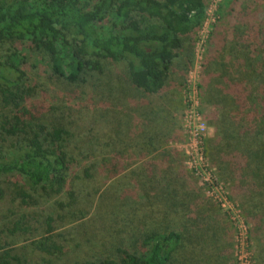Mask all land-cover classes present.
I'll return each instance as SVG.
<instances>
[{"label":"trees","instance_id":"1","mask_svg":"<svg viewBox=\"0 0 264 264\" xmlns=\"http://www.w3.org/2000/svg\"><path fill=\"white\" fill-rule=\"evenodd\" d=\"M223 2L222 7H233V0ZM206 16V0H0V199L9 194L33 203L24 185L2 186L13 175L45 196L67 194L59 208H69L74 223L90 209L76 201L70 181L94 180L95 194L106 188V200L102 192L97 204L111 222L100 236L107 252L94 251L76 264H234L224 225L185 180V156L165 148L180 139L172 107L145 103L140 117L146 123L129 135L118 124L116 108H109L114 96L109 92L103 101L110 127L101 143L102 160L78 172V155L69 148L73 130L64 124V114L54 120L48 114L54 107L36 100L42 82L30 73L38 68L35 57L47 64L51 77L83 86L87 75L106 72L107 61H124L129 80L147 97L175 96L194 65V37ZM214 26L208 48L215 57L205 64L200 84L202 100L218 112L206 155L241 202L252 223L257 264H264V92L249 88L255 79L264 86V78L256 74L258 54L239 49L250 53L243 61L234 45L218 47L223 34ZM238 59L244 70L236 66ZM112 146L120 150L108 149ZM141 162L150 168H133ZM131 167L150 202L147 210L138 198L128 207L126 188L113 189V180ZM46 219V230L35 238L22 235L29 241L22 246L14 236L33 235L25 216L0 228V264H30L28 256H37L39 264L56 259L68 264L65 232L55 234L61 224L55 227L52 215Z\"/></svg>","mask_w":264,"mask_h":264},{"label":"rangeland","instance_id":"2","mask_svg":"<svg viewBox=\"0 0 264 264\" xmlns=\"http://www.w3.org/2000/svg\"><path fill=\"white\" fill-rule=\"evenodd\" d=\"M223 1L224 0L219 3L217 8V2H213V5H211L212 1L206 0L209 8L207 19H209L206 24L204 23L202 25L194 37L195 44L193 49L195 52H197V49L199 48V51L198 54H195L193 62L195 67L197 65L201 72L200 81L202 82V72L204 70L205 64L208 62V59L210 57H215L214 52L212 54L210 53L208 41L206 43L205 49L202 50V46L199 47V44L201 43L200 40L201 38L203 40V37L207 36V34L211 32L212 28H215V24L220 27V30L223 34L221 41H219L220 43L217 41L218 47L221 48L222 46H225L229 50L234 45L237 50L236 53L239 54L238 58H241L243 61V57L250 53L242 52H248V50L251 49L252 53H257V63H260V67L258 68L256 74H260L264 78V0H233V7H229L226 4L222 7V3H224ZM214 14H217V17H214ZM214 18L215 22H213ZM18 45L24 46L22 42H19ZM239 49H242L243 51L240 52ZM33 61H35V64L38 68L31 67L30 73L33 75V78L36 77L39 79V82H42V86L38 88L40 93L36 100L45 103L47 109L50 106L54 107V111L48 112L49 116L54 120H59L61 116H63L62 114H64V121H66L64 124L70 129L72 128L74 133V136L71 138V143H69V148L71 152H75L78 155L80 163L78 165V168H80L78 172L87 165L89 166L92 162H101L102 150L104 151L106 149V147L101 146V143L107 138V130H109L110 127L108 126L109 123H107V120L103 117V110H106L104 108L106 105L103 103V101H105L104 96L106 97L109 92H112L115 96L111 97L113 99L110 98L111 103L109 108H112V105L113 108H116L118 111V124H120L123 130L128 132L129 135H133L134 132L137 133V130L146 123L145 120L140 117V111H142L140 107L145 104V100L147 99L149 101H155L159 98L157 94L147 97L141 89H138L131 83L127 73L128 62L123 61L117 63L107 61V69L105 73H91L87 75V84L83 86H75L63 83V81L57 77H51L45 62L37 60L35 57ZM236 66L240 70L245 69L241 67L242 61L240 59H238L236 62ZM190 73L187 74L185 83L179 92V99L177 94L176 98L173 100L171 108L174 110L173 112H175L174 114L177 118L176 131L178 136L180 135V139L171 140L168 146L165 147L175 149L180 153L181 151L175 146V144L185 139L183 124L184 113L186 109V99L189 89V86L186 87V83L187 80L189 82V78L190 84L192 80H195L194 72H192L191 75ZM254 78H257V76L255 75ZM107 80L112 83L107 85ZM249 88L264 92V86H262L261 82L257 79L252 81ZM199 97V110L207 125L205 131L206 145V140L208 139L209 141V138H214L216 134L215 125L218 112H216L213 106L204 103L202 100L203 96L201 91L199 92ZM91 146H93L92 150H90ZM120 146L123 145L120 144ZM110 148H112V150L114 148L115 152L120 150L118 146L108 147V149ZM87 154H91L93 159H88ZM208 160L211 163L209 158ZM211 165L213 164L211 163ZM97 166L99 167L100 165ZM213 166L216 167L215 165ZM133 168H138L136 169L138 171L144 169L146 170L150 168V165L149 163L143 165L141 162L136 164V166ZM155 169H157V167H155ZM184 169L185 180L196 189L198 188V190L202 193L204 200L210 202L209 204L212 205V209L215 213V216L217 217L216 220L222 222L224 225L223 231L228 232L229 238L233 243L232 251L234 264H238L235 247V236H237V232L231 222V219L229 218V215L226 213L225 209H222L218 203L211 200L207 196V194L204 192V188L199 184L198 178L190 173L185 164ZM215 171L217 177L223 183L225 189L229 191V196L232 197H230V199H234V201L238 203L242 209L241 202L232 195L231 184L222 178L217 167L215 168ZM133 172L134 171L131 167L125 170V172L120 176H117L112 182L113 189L118 191L126 188V201L128 202V207L133 206V199L138 198L143 203V205L146 206L147 210V205L150 206V202L147 201L148 199L146 200L142 196V193L138 188L139 176L135 175ZM145 175L146 174H144V176ZM70 184L72 189L75 191L76 201L79 203V205L84 208L88 207L90 209V212L85 219L76 221L74 223H70L69 221L70 214L68 213L69 211L67 212L69 208H67V210H61V208H59L63 202L68 201L66 196L67 194L45 196L41 191H32L29 189L24 179L9 175L6 177V180L2 186L9 185V187H13L14 185H24L27 191L33 195L34 200H32L33 203L27 205L21 203V199L19 198L17 200H13L12 196L9 194L5 198L0 199V228L13 227V223L10 224V226H7V223L9 221L15 222L19 218H22V216H25L26 223L30 226L28 231H32L31 234L33 235L22 232H19L17 235H15L14 239L17 241L16 246H22L23 244L29 242L25 241L24 236L35 238L34 236H40L41 232L46 230V218L48 215H52L55 218L53 221L55 227H57L58 224H61L62 226L55 228V234L65 232V236L68 240L66 244V250L69 257V259L67 257L68 264H76L93 254L94 251H102L103 253L107 252V249L103 246L104 243L101 241L100 236L105 233V229L110 228L108 224L111 222L100 215V212H102L104 209L100 210V207H98L97 204L98 200L100 199V193L102 194L106 188H103L102 191L95 194L94 190L96 188L95 186L97 185L95 184L94 180L81 182L78 180H73L70 181ZM106 192H104L102 195L105 200ZM60 214H62V218H60ZM242 214L245 218L244 220L252 241L251 246L255 258L254 264H257L256 241L252 237V223L246 217L244 212H242ZM62 220L66 224L63 223ZM28 257L30 259V264H39L37 256H34L33 259L30 256ZM62 262L63 261H59L57 259L55 260V264H62Z\"/></svg>","mask_w":264,"mask_h":264},{"label":"built area","instance_id":"3","mask_svg":"<svg viewBox=\"0 0 264 264\" xmlns=\"http://www.w3.org/2000/svg\"><path fill=\"white\" fill-rule=\"evenodd\" d=\"M211 1V5H213V2H217L218 8L219 3L222 0ZM208 13L209 8L207 4V16L204 22L205 24L209 19H207ZM214 17H217V14H214ZM213 22H215V18L213 19ZM209 35L210 32L207 34V36H202L203 40L202 38L200 40L201 43L199 44V47L202 46V50L206 47ZM198 51L199 48L197 49V52H195V54H198ZM194 67L195 64L189 70V73L194 72L195 80H192L190 84L189 78V82L187 80L186 83V87L189 86V89L188 96L186 99V109L184 113L183 124V132L185 134V139L183 141L177 142L175 146L185 156L184 164L186 168L190 171L192 175L198 178L199 184L204 188V192L207 194V196L211 200L218 203L222 207V209H225L226 213L229 215V218L231 219V222L237 232V236H235V247L238 264H254L255 258L251 246L252 241L250 239L248 228L244 220L245 218L242 214L243 211L240 208L239 204L234 201V199H230L231 196H229V191L225 189L223 183L219 180L216 175V167L211 165L206 155L205 131L207 125L199 110L201 72L197 65L193 70Z\"/></svg>","mask_w":264,"mask_h":264},{"label":"crops","instance_id":"4","mask_svg":"<svg viewBox=\"0 0 264 264\" xmlns=\"http://www.w3.org/2000/svg\"><path fill=\"white\" fill-rule=\"evenodd\" d=\"M177 79V78H176ZM179 79V78H178ZM176 83H177V80H176ZM181 91V87L180 88H178V99H179V92ZM166 96V95H165ZM176 97V95L174 96V95H171V97H168V96H166L165 98H159V99H157V100H155V101H149V100H145V103L146 104H153L154 102L157 104V103H161V104H164V105H167L168 107H172V104H173V100H174V98ZM174 110L172 109V112H173ZM173 113H175V112H173Z\"/></svg>","mask_w":264,"mask_h":264}]
</instances>
